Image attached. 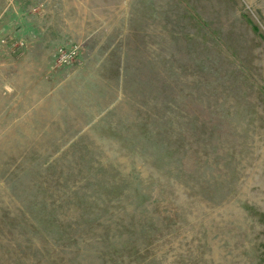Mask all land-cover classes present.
I'll use <instances>...</instances> for the list:
<instances>
[{"label":"rangeland","instance_id":"374dc122","mask_svg":"<svg viewBox=\"0 0 264 264\" xmlns=\"http://www.w3.org/2000/svg\"><path fill=\"white\" fill-rule=\"evenodd\" d=\"M0 264H264V0H0Z\"/></svg>","mask_w":264,"mask_h":264},{"label":"built area","instance_id":"2783aa9c","mask_svg":"<svg viewBox=\"0 0 264 264\" xmlns=\"http://www.w3.org/2000/svg\"><path fill=\"white\" fill-rule=\"evenodd\" d=\"M79 54V47L72 44L68 47H59L56 51L55 57L58 65L67 66L74 61Z\"/></svg>","mask_w":264,"mask_h":264}]
</instances>
